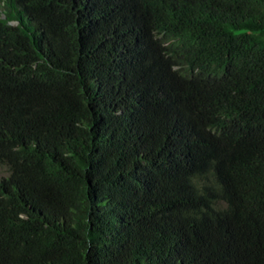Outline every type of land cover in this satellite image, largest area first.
Here are the masks:
<instances>
[{
    "label": "trees",
    "instance_id": "16d2710c",
    "mask_svg": "<svg viewBox=\"0 0 264 264\" xmlns=\"http://www.w3.org/2000/svg\"><path fill=\"white\" fill-rule=\"evenodd\" d=\"M0 264H264V0H0Z\"/></svg>",
    "mask_w": 264,
    "mask_h": 264
},
{
    "label": "rangeland",
    "instance_id": "374dc122",
    "mask_svg": "<svg viewBox=\"0 0 264 264\" xmlns=\"http://www.w3.org/2000/svg\"><path fill=\"white\" fill-rule=\"evenodd\" d=\"M6 169L5 168H0V174H6Z\"/></svg>",
    "mask_w": 264,
    "mask_h": 264
}]
</instances>
